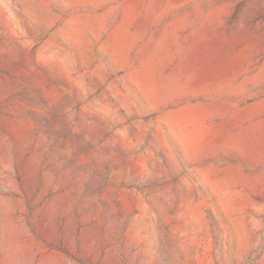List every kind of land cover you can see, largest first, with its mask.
<instances>
[{
	"label": "rangeland",
	"instance_id": "obj_1",
	"mask_svg": "<svg viewBox=\"0 0 264 264\" xmlns=\"http://www.w3.org/2000/svg\"><path fill=\"white\" fill-rule=\"evenodd\" d=\"M0 264H264V0H0Z\"/></svg>",
	"mask_w": 264,
	"mask_h": 264
}]
</instances>
